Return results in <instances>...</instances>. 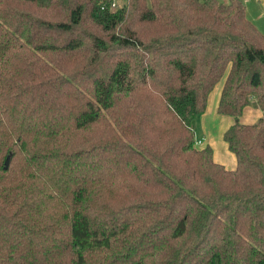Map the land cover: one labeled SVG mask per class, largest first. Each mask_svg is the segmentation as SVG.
<instances>
[{
    "label": "trees",
    "instance_id": "1",
    "mask_svg": "<svg viewBox=\"0 0 264 264\" xmlns=\"http://www.w3.org/2000/svg\"><path fill=\"white\" fill-rule=\"evenodd\" d=\"M221 79L234 169L195 145ZM249 105L244 0H0V264H264Z\"/></svg>",
    "mask_w": 264,
    "mask_h": 264
},
{
    "label": "crops",
    "instance_id": "2",
    "mask_svg": "<svg viewBox=\"0 0 264 264\" xmlns=\"http://www.w3.org/2000/svg\"><path fill=\"white\" fill-rule=\"evenodd\" d=\"M245 1H248V0H244V3H245ZM258 2L259 3L261 2V6H263V8H264V1L263 0H258ZM245 9H246V15H247L246 3H245ZM247 17H248V15H247ZM248 19H249V17H248ZM251 22L254 24L253 21H251ZM257 27L259 28V26H257ZM222 84L219 86L217 93L215 95H213V106H212V109L208 107V103H209V100H210L209 99L210 98V94H212V91L213 90L210 92V94L208 96L207 106H206L205 111L203 113H201L197 117L196 127H198L200 133L197 134V136L195 134V145L198 148H203L206 145H209L212 148V151H213V160L215 162H217L219 164H222L227 169H234L236 167V158H235V155L231 151H229L226 143H221L220 144V141H219L220 137H222V139H223V133H224V131L232 123L231 124H226L225 126H221L222 120H223L221 118H223V117L217 118V117H215L212 114L213 113V110H215V109H216V112H217L216 114H220L217 111V104H218V100H219V96H220V91H221V88H222ZM253 111H255V110H253L251 107H248V108L245 107L244 110H243V112H242V114H243V116L255 115V113ZM221 115H223V114H221ZM223 116H228V115H223ZM242 123H249V122H242ZM221 129H224V130L222 132L216 133L217 130H221ZM216 134H217V136H216ZM216 143H219L220 144V149L221 150H215ZM230 153L232 155H230Z\"/></svg>",
    "mask_w": 264,
    "mask_h": 264
},
{
    "label": "rangeland",
    "instance_id": "3",
    "mask_svg": "<svg viewBox=\"0 0 264 264\" xmlns=\"http://www.w3.org/2000/svg\"><path fill=\"white\" fill-rule=\"evenodd\" d=\"M220 1L224 2V3L227 2V0H220ZM245 3H246L247 15H248L249 19L254 22L256 27L259 26V28L261 30L258 27L257 28L260 31H262V33L264 34V8H263V6H261V2L259 3L258 0H248V1H245ZM222 83H223V80L221 79L220 82H218L217 85L215 86V88L213 89L212 94H210V98H209L210 100H209V103H208V107L211 108V109H212V106H213V95H215L217 93L218 88H219V86ZM248 107H251L253 110H255V111H253L255 113V115L243 116V114H242L237 119L239 122H241V123L242 122L253 123V122L257 121L260 117L264 116V110L261 109L259 106L249 105L246 108H248ZM216 113H217L216 109L213 110L212 114L215 117H217V118L223 117V118H221V119H223L221 126H225L226 124L234 123L235 120H236L234 117L223 116L221 114H216ZM195 129H196L195 130V132H196L195 134L197 136V134H199L200 131H199L198 127H195ZM223 130L224 129L217 130L216 133L222 132ZM216 136H217V134H216ZM219 141H220V144L221 143H225L224 140L222 139V137H220ZM220 144L216 143L215 150H221L220 149ZM230 155H232V154L230 153Z\"/></svg>",
    "mask_w": 264,
    "mask_h": 264
},
{
    "label": "built area",
    "instance_id": "4",
    "mask_svg": "<svg viewBox=\"0 0 264 264\" xmlns=\"http://www.w3.org/2000/svg\"><path fill=\"white\" fill-rule=\"evenodd\" d=\"M112 6L114 7V6H115V4L113 3V4H112Z\"/></svg>",
    "mask_w": 264,
    "mask_h": 264
}]
</instances>
